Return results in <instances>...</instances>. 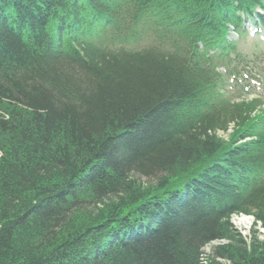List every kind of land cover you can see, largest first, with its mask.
<instances>
[{
	"label": "trees",
	"instance_id": "16d2710c",
	"mask_svg": "<svg viewBox=\"0 0 264 264\" xmlns=\"http://www.w3.org/2000/svg\"><path fill=\"white\" fill-rule=\"evenodd\" d=\"M257 10L0 0V264H264Z\"/></svg>",
	"mask_w": 264,
	"mask_h": 264
},
{
	"label": "rangeland",
	"instance_id": "374dc122",
	"mask_svg": "<svg viewBox=\"0 0 264 264\" xmlns=\"http://www.w3.org/2000/svg\"><path fill=\"white\" fill-rule=\"evenodd\" d=\"M249 24L248 23L246 25V28L248 27L249 28ZM250 29H247V32L249 31ZM249 34V33H248ZM248 34H247V38L244 40V43L241 42V46L242 48L245 50V51H249L250 49V45L252 43V40L253 38L251 37H248ZM260 35L263 36V34L261 33ZM0 97L3 98V95L0 93ZM230 99H234L233 101H240V100H244V101H250V100H253V96H249V95H246L244 97H236V96H233V95H230L229 96ZM262 103L264 104V95H262ZM221 136V135H220ZM242 217H245L246 219L249 220V225L245 228V227H238L236 224H235V220L238 218H242ZM231 223L233 225V228L234 230L239 233L242 237L246 238L248 237V235L250 234L251 230H252V227H253V219L251 218V216H245V215H240V216H233V218H231ZM258 229V240L260 241H264V230H262L261 228H259V226L257 227ZM210 251V248H206L204 249V253H209Z\"/></svg>",
	"mask_w": 264,
	"mask_h": 264
},
{
	"label": "bare ground",
	"instance_id": "6f19581e",
	"mask_svg": "<svg viewBox=\"0 0 264 264\" xmlns=\"http://www.w3.org/2000/svg\"><path fill=\"white\" fill-rule=\"evenodd\" d=\"M235 224L238 226V227H247L248 225H249V220L248 219H246L245 217H242L241 219L239 218H237L236 220H235Z\"/></svg>",
	"mask_w": 264,
	"mask_h": 264
},
{
	"label": "clouds",
	"instance_id": "9594fccd",
	"mask_svg": "<svg viewBox=\"0 0 264 264\" xmlns=\"http://www.w3.org/2000/svg\"><path fill=\"white\" fill-rule=\"evenodd\" d=\"M232 218H233V216H232Z\"/></svg>",
	"mask_w": 264,
	"mask_h": 264
}]
</instances>
